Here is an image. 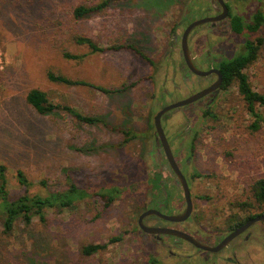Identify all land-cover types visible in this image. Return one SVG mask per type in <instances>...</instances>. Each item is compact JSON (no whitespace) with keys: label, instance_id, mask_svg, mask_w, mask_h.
<instances>
[{"label":"rangeland","instance_id":"374dc122","mask_svg":"<svg viewBox=\"0 0 264 264\" xmlns=\"http://www.w3.org/2000/svg\"><path fill=\"white\" fill-rule=\"evenodd\" d=\"M103 1L0 0L4 62L0 71V163L8 168L11 197L66 190L71 181L93 193L118 187L121 194L107 208L93 194L73 209H52L47 224L38 217L30 225L18 220L12 233L4 231L0 212L2 261L150 264V258H156L157 264H205L202 253H195L187 242L177 246L182 255L172 254L170 249H177L144 242L138 227L139 215L156 198L165 196L164 189L154 186L163 175L155 150V116L165 104L186 98L200 87L196 77L194 82L187 80L191 74L185 69L181 39L198 12L191 7L188 19L190 5L199 9L202 2L117 0L101 13L74 18L77 6ZM232 9L250 21L257 10L264 9V0H233ZM208 31L191 36L192 53L202 47V35ZM75 33L92 38L100 47L134 43L150 60L127 49L94 52L88 44L77 43ZM258 37H264V30L243 33L241 48L247 38ZM64 52L83 57L70 59ZM49 71L92 85L56 83L48 79ZM246 72L253 88L264 93V46ZM99 86L113 92H104ZM33 88L45 91L54 102L69 104L102 121L88 124L64 111L40 114L26 99ZM209 109L217 118L203 115L204 109L198 105L169 112L163 119L164 128L176 139V148L184 147L182 163L190 158L188 172L201 173L202 177L193 180L196 195L204 197L211 191L214 204L210 208L216 214L239 213L232 202L244 198L249 180L264 175V121L259 130L253 129L256 117L247 110L236 84ZM258 111L264 117V107ZM19 170L31 187L19 182ZM197 208L199 220L179 225L202 235L198 227L205 226L203 214L208 208L204 199ZM253 228L260 230L262 225ZM91 243L109 245L86 256L82 247Z\"/></svg>","mask_w":264,"mask_h":264},{"label":"flooded vegetation","instance_id":"af4514ba","mask_svg":"<svg viewBox=\"0 0 264 264\" xmlns=\"http://www.w3.org/2000/svg\"><path fill=\"white\" fill-rule=\"evenodd\" d=\"M196 1L202 3H199L200 4L198 5L199 9L195 8L196 4L194 6L190 5L188 9V19L191 18L192 16L191 9L193 7L195 11H198L195 13L196 18H194L190 22V24L194 23L197 20L210 18V17L212 18L218 17L223 13L224 8L219 0H207V1L196 0ZM224 1L229 9L228 15L225 18L211 20L196 26L195 28L192 29L188 37L189 49L195 66L202 71H211V73L205 76L197 75L188 67L184 58L186 72L191 74L187 76V80H191L192 82H194L193 77H196L198 79V84L200 86L191 95L206 90L208 88L213 87V89L203 97L196 100L194 103L184 105L176 109H172L167 113H165L162 116V124H163V119L169 112H172L174 110H180L189 105H198V107H202L204 109L203 115H205V112L210 110L209 107L213 106L216 103V101L221 96V94L227 92V89L224 88V81H225L224 63L227 60L233 59L242 50L241 37L243 33L242 32L238 33L233 29L232 16L235 14L232 9L233 0H224ZM200 30H209V31L203 33L202 35L203 42L201 43L202 47L199 49V51L197 53H194L193 51L192 53L191 41L193 42V40L191 36L194 34V32H198ZM259 30H264V26L260 27L257 31ZM181 49H182V45H181ZM174 102L167 103L162 108ZM165 133L168 138L169 144L171 146L175 160L178 163L181 172L187 179L190 189V196L193 203V211L186 220L180 222L169 221L157 215H149L144 218V224L148 227H153V228H172L186 232L197 238L203 245H206L207 247L203 249L199 248L193 243L171 234L145 232L140 227L138 221V227L140 230V234H142L141 237L143 241L152 242L173 249H177V246L180 243L184 244L185 242H187L193 248L195 253L198 252L202 253L203 262L205 264H264V246L261 245V241L264 240V221H258L253 223L249 228L244 230L240 235L233 238L223 248H221L218 251L214 250L228 235H230L240 226L246 224L248 221L254 219L259 215H264L263 212L264 208L261 209V212H258L259 210L258 202L253 196V198H251L252 205L250 209H243L241 207H237L239 213L230 212L227 214L224 212L220 214H216L215 212H213L212 209L210 208L214 204V198L212 196L213 194L211 195V191L207 192L203 197V195H196L197 193L194 190L193 180L195 178L202 177L200 175L201 173L191 175L188 172L187 166L190 163V158L187 156V158H185V162H186L185 165L182 163L186 154L184 153V147L180 149L176 148L175 146L176 139L170 136V134L167 133L166 130ZM182 143H184V141L181 142L180 144ZM155 144H156L155 145L156 154H158L159 161L162 163L161 167L163 168L162 170L163 175L161 179L157 178L154 181V186L159 187V189L160 188L164 189L165 196L156 198V201L153 203L154 207L151 206L146 210L157 209L167 215H181L185 213V211L187 210V198H186L185 188L182 181L179 179L178 175L176 174L172 166L169 164L163 144L161 140L158 139L156 129H155ZM190 152L192 153L193 149L190 148ZM163 157H165V160H163ZM208 183L212 184V182H208ZM243 193H244L243 197H246L247 194L244 191ZM201 199H204V204H206L208 208L207 211L203 214L204 221L206 222L205 226L203 228L198 227V232L202 233V235L199 234L197 235L183 230L179 224L192 221L193 219L196 220L200 219V214L198 213L199 208H197V205H199V201ZM237 201L238 200L236 199L232 203H237ZM179 205H181V207H179V210L177 211V207ZM165 209H169L170 213L165 212L164 211ZM146 210H144L143 212H145ZM241 213L244 215L242 216ZM148 218H151L152 221L148 222ZM244 219L245 221L243 223L236 226L238 222L235 221H242ZM158 220L163 222L164 224L159 223ZM218 221H220V223H218ZM166 223L177 224L178 226L175 225L170 226V225H166ZM258 223L262 225V228L260 230L258 228H253ZM166 240L171 241L172 243H167L165 242ZM170 252L172 254L182 255V253H180L178 249L177 250L170 249Z\"/></svg>","mask_w":264,"mask_h":264},{"label":"trees","instance_id":"16d2710c","mask_svg":"<svg viewBox=\"0 0 264 264\" xmlns=\"http://www.w3.org/2000/svg\"><path fill=\"white\" fill-rule=\"evenodd\" d=\"M112 1L117 0H104L94 6H86L83 4L79 5L73 11L74 18L79 20L85 16L101 13V11L107 8ZM232 25L233 29L238 33H254L260 27L264 26V9L256 11L250 21L245 20L238 14H234L232 16ZM73 38L79 44H88L94 52L122 49L134 50L142 58L150 60V58L137 46H135L134 43L126 45L114 44L107 47H100L92 38L88 36L75 33ZM262 46H264V37H258L254 40L247 38L243 43L242 50L233 59L227 60L224 63V88L228 90L235 84L238 86V91L243 97L247 110L256 117V121L252 125L254 130H259L262 126V122L264 121L263 115H261L258 111V107H264V93L256 91L253 88L249 74L246 70L259 59ZM64 55L70 59H80L83 57L81 55L71 54L70 52H64ZM47 77L50 81L65 85H92L82 79H72L62 73H55L53 71H49L47 73ZM97 88L103 90L104 92H113L112 90L101 86ZM27 101L43 115H55L58 112L64 111L72 115L77 120L88 124H94L102 121L100 117L85 114L74 106L52 101L48 97V94L39 88H33L28 92ZM205 116L217 118L218 114H214L211 110H208L205 112ZM123 131H125L128 135L132 133L130 130L124 129ZM7 171L8 168L6 164L0 163V212L3 213L4 216V231L6 233H12L14 231L18 220H23L25 224L30 225L34 220V217H38L42 224H47L48 213L50 210L56 208L59 210L73 209L77 206L79 201L85 200L93 194L100 196V200L106 208L121 195L118 187H111L107 188L105 191L93 193L90 188L80 187L74 181H71L70 186L66 190L48 193H26L13 198L11 197L10 190L8 188ZM17 177L22 185L28 188L32 186V183L23 171L19 170ZM245 193L247 196L242 198V200H238L237 203H233V205L243 209H250L252 205L251 198L254 196L258 202V212H261V209L264 208V175L253 178V180H249ZM244 221L245 219L242 221H235L238 222L236 226L240 225ZM116 240H118V238L113 239V241ZM108 245V243L87 244L82 247V253L86 256H91L98 253L100 250L106 249ZM149 261L150 264L158 263L156 258H150ZM0 264L13 263L3 262L0 252Z\"/></svg>","mask_w":264,"mask_h":264},{"label":"water","instance_id":"95a60500","mask_svg":"<svg viewBox=\"0 0 264 264\" xmlns=\"http://www.w3.org/2000/svg\"><path fill=\"white\" fill-rule=\"evenodd\" d=\"M220 3L222 4L224 10L223 13L218 16V17H210V18H205V19H201V20H197L194 23L190 24L184 31L183 35H182V41H181V45H182V52L185 58V61L188 65V67L197 75H208L211 73V71H202L200 69H198L192 59L191 53H190V49H189V43H188V37L190 32L192 31L193 28H195L196 26L206 23L208 21L211 20H216V19H222L225 18L228 15V6L226 5L224 0H219ZM212 88H208L206 90H203L201 92H198L196 94H193L185 99L179 100L177 102H174L172 104H169L167 106H165L164 108H162L156 115L155 117V129H156V133L158 135V139L161 140L165 153L167 155L169 164L172 166V168L174 169V171L176 172V174L178 175L179 179L182 181L184 188H185V192H186V198H187V210L185 211V213L181 214V215H167L162 213L161 211L157 210V209H149L146 210L145 212H143L140 217H139V225L140 227L148 233H165V234H171V235H175L176 237L179 238H183L191 243H193L194 245H196L199 248H205L207 247L206 245H203L197 238H195L194 236L177 230V229H172V228H153V227H148L144 224V218L149 216V215H157L159 217H162L166 220L169 221H173V222H180V221H184L186 220L192 213L193 211V203H192V199L190 196V189H189V185L187 182L186 177L183 175V173L181 172L178 163L175 160V157L173 155L171 146L169 144L168 138L166 136L163 124H162V116L167 113L168 111L172 110V109H176L179 108L181 106L184 105H188V104H192L194 103L196 100H198L199 98L203 97L204 95H206L208 92H210ZM258 221H264V215H259L257 217H255L254 219H251L250 221H248L246 224L240 226L238 229H236L234 232H232L230 235H228L214 250L218 251L221 248H223L227 243H229L233 238H235L236 236L240 235L244 230H246L247 228H249L253 223L258 222Z\"/></svg>","mask_w":264,"mask_h":264},{"label":"built area","instance_id":"2783aa9c","mask_svg":"<svg viewBox=\"0 0 264 264\" xmlns=\"http://www.w3.org/2000/svg\"><path fill=\"white\" fill-rule=\"evenodd\" d=\"M3 58H2V54L0 52V71L3 69Z\"/></svg>","mask_w":264,"mask_h":264},{"label":"crops","instance_id":"0c3cea01","mask_svg":"<svg viewBox=\"0 0 264 264\" xmlns=\"http://www.w3.org/2000/svg\"><path fill=\"white\" fill-rule=\"evenodd\" d=\"M26 99H27V96H26ZM28 102V101H27ZM29 103V102H28ZM31 105V104H30Z\"/></svg>","mask_w":264,"mask_h":264}]
</instances>
